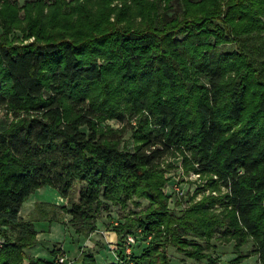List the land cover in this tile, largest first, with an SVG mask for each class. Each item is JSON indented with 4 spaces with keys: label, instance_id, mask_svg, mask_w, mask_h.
<instances>
[{
    "label": "trees",
    "instance_id": "obj_1",
    "mask_svg": "<svg viewBox=\"0 0 264 264\" xmlns=\"http://www.w3.org/2000/svg\"><path fill=\"white\" fill-rule=\"evenodd\" d=\"M22 7L25 25L17 0H0V107L13 115L0 127V264H53L28 250L39 241L36 220L61 218L45 203L38 215L19 214L43 185L68 197L59 207L79 236L97 228L108 201L126 207L149 199L144 213L116 226L125 237L141 231L148 243L127 253L124 240L109 264H172L169 244L215 264L205 249L220 230L239 244L252 236L264 264V0H27ZM17 28L34 39L20 40ZM226 43L233 46L217 52ZM138 112L136 124L126 120ZM107 117L125 128L102 127ZM127 128L132 148L122 145ZM176 146L225 189L181 214L163 190L162 163ZM78 262L98 264L85 248Z\"/></svg>",
    "mask_w": 264,
    "mask_h": 264
},
{
    "label": "rangeland",
    "instance_id": "obj_2",
    "mask_svg": "<svg viewBox=\"0 0 264 264\" xmlns=\"http://www.w3.org/2000/svg\"><path fill=\"white\" fill-rule=\"evenodd\" d=\"M26 1L27 0H17L19 15H21V18L23 19V25L26 24V21L23 18L25 16V9L22 6ZM14 33L19 36L20 40L29 41L34 39V36L32 35H29L26 38L27 33L21 28L15 29ZM227 46L231 47L233 44H221L216 50L217 52H224L227 50ZM257 56H261V53L257 54ZM140 115L141 112L133 114L127 113L126 120H129L132 124H136ZM12 119V113L8 112L4 107H0V127L8 125ZM100 123L104 128L114 129L125 128L126 125L125 121L116 117H107ZM122 145L131 148L133 147L134 139L131 128L125 130ZM186 156L188 158H186ZM162 165L166 168L165 173L168 178L163 190L168 196L170 208L176 210L178 214L184 212L197 200H200L207 194H219L225 192L224 187L221 185V180L218 179L215 172L211 170H199L198 164L190 158V152L185 149V147L176 146L172 148L164 158ZM77 186L80 187V184L76 185V187ZM76 187L72 191V194L74 195L76 194ZM107 204L108 209H102L98 216L97 226H99V230L94 234V238L101 242L102 245L110 244V246H108L110 253L114 254L115 252L118 256V246L122 245L124 240L126 244L127 236L125 237L122 233H118L116 227L117 224L125 222L127 217L133 214V211L144 213V210L149 206L150 201L146 197H136V201H130L126 207H123L119 203H112L111 201H108ZM45 206L47 209L49 208L51 214L54 212L55 215L59 216L61 219L64 218L65 212H63L59 206L47 204H45ZM212 208L216 212H220L223 209V207L218 204H215ZM38 214L39 212L36 213V215ZM69 227L74 230L72 226ZM130 234H132L136 240L131 246L130 252L136 249L135 253L138 254L148 241L142 240V234L139 230ZM110 236L113 238L112 241L109 240L111 239ZM200 241L206 243L204 239H200ZM111 244L114 246L111 247ZM205 251L211 254L216 260L215 264H261L257 244L254 241V238L250 235L239 244V238L233 237L229 233L225 234L220 230L213 236L210 247L206 248ZM168 252L171 256L172 264H211L212 261L208 256H205L202 259L190 257L184 252L178 251L173 244L168 245Z\"/></svg>",
    "mask_w": 264,
    "mask_h": 264
},
{
    "label": "crops",
    "instance_id": "obj_3",
    "mask_svg": "<svg viewBox=\"0 0 264 264\" xmlns=\"http://www.w3.org/2000/svg\"><path fill=\"white\" fill-rule=\"evenodd\" d=\"M76 188V194L74 195L71 193V198L74 200H77L79 197L80 188L79 186ZM39 203L62 206L65 204L69 205V199L68 197L63 196L51 185H43L29 195L23 203L19 214L23 217H30L32 214H36L38 212L37 204ZM53 215L54 212L49 214V216ZM70 217L71 215L69 213H65L64 218L61 219V221H50L49 217L46 216L40 217L39 220H36L35 224L38 229L37 238L39 241L36 245L29 248L28 251L30 254L52 261L58 253L63 251L68 256L69 264H79L78 257L81 251L85 248L95 254L98 264L117 262L118 256L116 253L114 252V254H111L109 251L108 246H110V244L102 245L101 242L94 238V234L98 232L99 226H97L89 236H79L65 223ZM114 233L116 234L115 231ZM109 240L112 241L113 238L111 237ZM112 246L114 245L111 244V247ZM53 249L57 250L56 254L52 252Z\"/></svg>",
    "mask_w": 264,
    "mask_h": 264
},
{
    "label": "built area",
    "instance_id": "obj_4",
    "mask_svg": "<svg viewBox=\"0 0 264 264\" xmlns=\"http://www.w3.org/2000/svg\"><path fill=\"white\" fill-rule=\"evenodd\" d=\"M3 238L0 236V245L3 244ZM135 238L132 234H128L126 237V251L130 253L131 246L135 243ZM53 264H69L68 256L65 252L61 251L57 254L54 259Z\"/></svg>",
    "mask_w": 264,
    "mask_h": 264
}]
</instances>
